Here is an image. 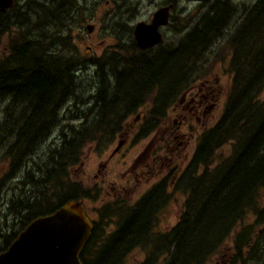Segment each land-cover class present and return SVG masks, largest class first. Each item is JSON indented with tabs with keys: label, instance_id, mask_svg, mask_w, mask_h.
Segmentation results:
<instances>
[{
	"label": "trees",
	"instance_id": "1",
	"mask_svg": "<svg viewBox=\"0 0 264 264\" xmlns=\"http://www.w3.org/2000/svg\"><path fill=\"white\" fill-rule=\"evenodd\" d=\"M212 3L177 47L163 49L157 47L160 43L143 50L131 40L118 59L113 52L106 61H99L102 77L91 97L92 115L85 113L84 122L65 127L58 114L74 92L77 60L59 57L52 62L46 45L39 38L33 40L30 31L22 32L20 25L16 32H9L5 56L0 58V105L9 104L3 110L0 106V153L9 166L0 177V204L6 186L21 168L26 172L18 183L28 188L1 207L0 253L36 217L70 200L82 202L89 197L70 172V166L81 163L85 146L96 140L112 142L126 117L143 108L145 100L154 101L155 107L141 115L140 130L144 134L156 128L152 121L163 116L170 99L174 103L195 80L198 60L224 38L223 31L232 21L229 1ZM0 27L7 30L10 26L0 22ZM228 36L233 73L229 95L221 119L202 133L183 175L181 183L188 193L177 223L167 233L153 232L157 212L166 200V182L132 205L124 200L103 205L98 221L90 217L94 229L81 255L83 264H125L137 249L146 257L134 264H208L229 244L235 247L236 262L243 248L251 246L250 227L245 222L248 215L264 230V0H255ZM106 68H114L113 83L105 79ZM109 84L113 88L110 96ZM58 128L56 139L61 138V144L54 148L55 141L38 152ZM229 142L234 146L233 156L210 167L215 152ZM26 160L32 169H27ZM201 166L203 171L198 174Z\"/></svg>",
	"mask_w": 264,
	"mask_h": 264
},
{
	"label": "rangeland",
	"instance_id": "2",
	"mask_svg": "<svg viewBox=\"0 0 264 264\" xmlns=\"http://www.w3.org/2000/svg\"><path fill=\"white\" fill-rule=\"evenodd\" d=\"M212 1L16 0L13 7L0 14L1 24L11 27V29L7 28L10 31L0 27V58L5 56L10 33L16 32L21 25L22 32L27 34L30 31L33 40L39 38L46 45L44 49H47L48 55L53 57L51 59L46 56V59H51L52 62L59 57H71L77 60L73 69L71 87L74 92L65 102L58 117L62 118V127L78 125L87 119L85 113H88L87 117L92 115L91 97L99 89L102 77L99 72V61H106L113 52L118 54V59L123 54L122 47L129 45L131 40L135 41L133 31L139 22L149 24L155 12L163 7H170L169 23L160 28L163 40L157 46L170 50L177 47L186 35L199 25L202 15L207 12L210 5H213ZM217 1H229L234 12L232 21L223 31L224 38L218 39L207 52H204L203 58L198 60L199 69L197 70L195 66L194 77L196 74L198 76L196 75L195 80L184 91L195 87L191 91L197 96L198 102L203 95L202 89L212 87L213 92H220L217 105L207 103L206 106L214 107L207 113L206 118H201L199 113L198 121L195 109L190 107L192 117L183 123L176 108H173L175 104L173 105L170 99L163 116L152 121L156 128L142 134L143 129L140 130V126L144 120L139 122V116L155 107L154 101L149 104L150 102L145 100L143 108L126 117L121 124L120 132L115 134L112 142L107 143L105 140L101 144L96 140L93 145L85 146L81 163L70 166V172L71 178L82 184V191L88 190L89 197L82 202L89 216L95 221L99 220L98 211L103 205L122 200L132 205L153 187L166 182V200L157 212L153 232L167 233L177 223L188 193L184 182L181 183L183 175L189 170L202 133L221 119L229 95L233 73L229 67L231 51L227 43L230 37L228 34L239 25L245 11L255 3V0ZM90 27H93L92 32H89ZM53 68L55 67H51ZM111 69L114 68L105 70V79L109 83H113L114 74ZM137 79L138 77L132 80ZM108 92H110L109 96L112 95L113 88L110 84ZM183 93L177 98L176 104L180 103L178 109L182 108L187 98ZM121 99L123 101L124 97ZM120 104L121 107L125 106L124 102ZM8 105L1 104V110ZM120 110L121 108L117 112ZM59 130L60 128L53 132L40 146L38 152L47 149L55 141L54 148L55 145L61 144V138L56 139ZM233 154L234 146L231 142L223 145L215 152L210 167L230 159ZM25 163L27 169L29 167L32 169L28 160ZM8 167V161L3 159L0 153V177L8 171ZM203 168V166L198 168V174L202 173ZM19 171L20 173L16 174L6 186L3 203L0 204L1 213L4 211L2 205L10 197L14 194L21 196L28 188V185L18 183L19 177L23 181L25 168ZM245 222L250 227L248 231L249 239L252 238L250 248H243L242 254L236 256L235 262V247L229 244L208 264H264V230L261 225L254 223L252 215H248ZM110 225L113 226L114 223ZM145 257V252L137 249L125 264H134L136 260Z\"/></svg>",
	"mask_w": 264,
	"mask_h": 264
},
{
	"label": "water",
	"instance_id": "3",
	"mask_svg": "<svg viewBox=\"0 0 264 264\" xmlns=\"http://www.w3.org/2000/svg\"><path fill=\"white\" fill-rule=\"evenodd\" d=\"M13 4V0H0V10ZM169 9L163 7L154 13L151 23L139 22L135 26L134 38L140 49H150L162 42L160 28L169 23ZM93 229L94 223L83 203L70 200L54 212L32 220L0 253V264H83L81 255Z\"/></svg>",
	"mask_w": 264,
	"mask_h": 264
},
{
	"label": "flooded vegetation",
	"instance_id": "4",
	"mask_svg": "<svg viewBox=\"0 0 264 264\" xmlns=\"http://www.w3.org/2000/svg\"><path fill=\"white\" fill-rule=\"evenodd\" d=\"M13 2H14V4L11 7H13L16 4V0H13ZM11 7H9V8H11ZM8 9H6V10H8ZM6 10H0V14L6 12ZM194 88L195 87H192V89H194ZM192 89H190L189 91L187 90L186 92L183 93L186 95L187 98L184 100V103H183L184 105L182 106V108L178 109L180 103L176 104L178 96L175 98V102L173 103V105L175 104L173 108H176L178 116H180L182 118L183 123L188 118L192 117V115L190 113V107H193L195 109V112L197 114L196 120L198 121V120H200V117H198L199 113L201 114V118H206L207 113L211 112V109L215 105H217V101L219 100V93L220 92H216V91L213 92L212 90H214V89L212 87H209L207 89H202L203 95L200 97V100L197 102V96L194 95L193 91H191ZM203 98H204V100H202ZM179 101H180V98H179L178 102ZM207 103H211V104L213 103L214 106L208 107V106H206ZM140 118H141V116H139V122L141 120Z\"/></svg>",
	"mask_w": 264,
	"mask_h": 264
}]
</instances>
